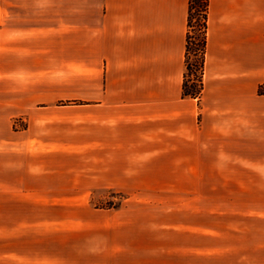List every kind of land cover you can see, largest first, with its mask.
I'll list each match as a JSON object with an SVG mask.
<instances>
[{
    "label": "crops",
    "instance_id": "crops-1",
    "mask_svg": "<svg viewBox=\"0 0 264 264\" xmlns=\"http://www.w3.org/2000/svg\"><path fill=\"white\" fill-rule=\"evenodd\" d=\"M189 10L0 0V109L34 117L21 131L5 120L0 264H264V0H209L196 99L182 91ZM100 190L215 192L214 210L187 227L188 251L146 254L126 249L141 231L136 198L94 209Z\"/></svg>",
    "mask_w": 264,
    "mask_h": 264
},
{
    "label": "rangeland",
    "instance_id": "rangeland-1",
    "mask_svg": "<svg viewBox=\"0 0 264 264\" xmlns=\"http://www.w3.org/2000/svg\"><path fill=\"white\" fill-rule=\"evenodd\" d=\"M198 23L199 19L197 13H195L194 25L195 28L191 30L193 37L198 40ZM197 58L192 52L190 55V62L195 64ZM195 71V69H194ZM73 103L79 104L78 102H70L69 100L58 101L55 106H68ZM52 109V108H51ZM62 115H69L67 112H63ZM45 116H50V113L46 112ZM33 115L30 110L25 113L17 115L15 110L0 109V150H4L5 143L2 139L7 135V130L11 133V128H7L4 125L5 120H15L14 129L15 131H21L25 128V123L22 120H30ZM37 120H43L42 117L36 115ZM34 118V117H33ZM210 178L206 176V179ZM208 182V181H207ZM206 186H209L208 184ZM227 193V192H225ZM224 194V192H219ZM206 197L208 204L211 207L203 208L200 204V198ZM129 198H136V208L141 207L139 213L140 221L137 223L141 227L139 234L137 233L135 238L128 237L126 240V249L139 250L146 254L163 253L167 251H179L184 252L189 249L185 246L187 242L186 230L189 226L190 232H197V223L203 222L204 217H201L200 212L203 209L206 211L214 210L213 200L215 198V192H204L198 190L191 191H172V192H118V191H106L100 190L92 192L90 206L94 209L101 210H121L122 207L125 209H132V202ZM139 200V201H138ZM174 203V205H172ZM157 204V205H156ZM164 205V206H163ZM2 214L0 213V218ZM138 216L136 218L138 219ZM132 217V216H129ZM0 219V224H1ZM138 221V220H137ZM191 242L197 244V238L190 236ZM151 252V253H150ZM159 256V255H158ZM159 261H153L148 257H141V264H153L157 262L165 263L166 259L158 257ZM191 264H197V259H193L191 256ZM122 264H131L129 259H124ZM169 264V263H168ZM170 264H182L177 259H174Z\"/></svg>",
    "mask_w": 264,
    "mask_h": 264
},
{
    "label": "trees",
    "instance_id": "trees-1",
    "mask_svg": "<svg viewBox=\"0 0 264 264\" xmlns=\"http://www.w3.org/2000/svg\"><path fill=\"white\" fill-rule=\"evenodd\" d=\"M209 0H190L189 23L186 37L185 50V74L183 78V97L200 98L204 83L203 76L205 70V51L207 44ZM195 13L199 19L198 32L199 39L196 40L191 30L195 28ZM194 53L197 61L195 64L190 62V55ZM195 69V71H194ZM258 93L264 95V85L259 86Z\"/></svg>",
    "mask_w": 264,
    "mask_h": 264
}]
</instances>
